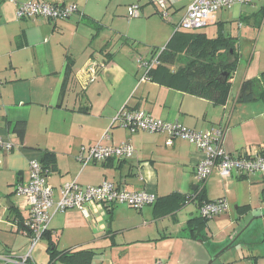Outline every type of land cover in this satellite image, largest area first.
Here are the masks:
<instances>
[{
  "label": "crops",
  "instance_id": "obj_1",
  "mask_svg": "<svg viewBox=\"0 0 264 264\" xmlns=\"http://www.w3.org/2000/svg\"><path fill=\"white\" fill-rule=\"evenodd\" d=\"M26 1L17 0L15 5L0 0V136L15 145L11 152H0V212L7 204L8 220L16 225L19 215L23 222L28 218L26 201L15 191L29 182L30 163H42L46 152L54 154L56 170L46 175V182L56 192L75 181L83 187L112 182L158 199L172 194L194 198L179 211L161 216L157 215L155 204L139 211L127 205H92L89 218L78 210L55 215L48 229L57 249L92 251L90 264H207L227 244L235 229L236 219L228 213L232 206H236L239 217L259 212L257 217L264 220V174L233 172L224 178L215 170L202 185L195 170L204 154L189 142L176 140L168 146L165 134L131 133L112 126V120L122 110L144 111L154 119L195 131L223 127V147L234 155L263 148L264 13L254 56L244 68L239 61L230 81L229 97L224 105H218L177 87L162 73L155 80L141 75L138 58L149 60L158 47L165 48L174 34L171 29L161 30L160 36L155 34V42L144 41L141 33L131 28L125 32L113 30L103 19L108 14L104 0H40L51 5L75 4L81 14L65 21L19 20L18 5ZM194 1L173 0L170 16L174 19L182 10V20ZM256 2L264 6V0H254L248 6ZM91 3L102 7L100 10L105 8L104 17ZM138 3L141 13L134 19L141 23L161 13L154 0ZM151 3L154 8L149 7ZM128 4L124 17L134 20L128 18V7L133 3ZM169 21L176 26L175 20ZM247 21H252L251 17ZM94 23L101 28L96 30ZM214 25L224 31L222 22L216 20ZM251 79L261 82L257 93L262 96L251 103H239L242 84ZM18 123H25L23 139L15 133ZM106 134L108 138H104ZM98 143L113 147L131 144L135 151L126 159L84 166L79 160L81 148ZM200 194L208 201L225 199L228 204V211L209 219L204 231L205 239H216L214 251L209 250L205 240H192L187 232L188 222L200 217ZM191 206L194 209L188 210ZM245 207L249 208L247 213L239 210ZM19 224L12 231L18 236L11 247L5 246L3 253L23 256L28 252L30 240ZM213 229L218 232L211 237L206 232ZM43 240L46 245L37 251L35 248L38 254L33 258L34 264L50 262L48 241ZM63 240L65 247L60 249ZM257 242L251 248L256 252L250 255V249L245 252L240 248V257L227 264H264V255L257 254L264 248V238ZM43 255L44 259L38 261L37 257Z\"/></svg>",
  "mask_w": 264,
  "mask_h": 264
},
{
  "label": "built area",
  "instance_id": "obj_2",
  "mask_svg": "<svg viewBox=\"0 0 264 264\" xmlns=\"http://www.w3.org/2000/svg\"><path fill=\"white\" fill-rule=\"evenodd\" d=\"M17 5V0H7ZM101 1V0H97ZM254 0H195L187 9L176 30L185 32H198L215 22V14L221 10L231 9L235 5H249ZM173 0H159L157 2L161 14L165 19L170 17L169 7ZM78 11V6L51 5L40 0H28L17 8V18L45 20H68ZM141 13L139 4L128 7V18H138ZM163 51V50H162ZM158 53L154 58L139 59L138 65L146 74L159 66ZM1 114V108H0ZM117 125L131 133L148 132L152 134H165L168 137L167 145L172 146L176 140H185L201 150L203 160L197 165L195 177L204 185L215 170L227 178L233 172L244 175L256 173L264 174V147L253 152H243L237 155L228 153L223 147L225 128L215 127L207 131H195L182 124L169 123L154 119L144 111H120L112 120V126ZM108 138V134L104 136ZM15 148L12 142L0 136V152H11ZM131 144L121 146H105L98 143L89 148H82L79 160L84 166L93 162H106L118 158L126 159L134 154ZM46 171L42 163H30V180L25 185H19L15 194L26 201L28 218L21 225L22 232L30 240L28 252L23 256L12 253L0 254V264H34L33 251L38 243L43 240L44 233L48 230L52 218L69 210H78L86 217H90L89 208L92 205L112 206L127 205L135 210H142L145 206L154 205L158 198L144 191L131 192L112 182H104L99 186L83 187L76 181L61 186L56 192L46 182ZM57 195L59 197L57 198ZM228 211L225 199L209 201L199 207L200 216L211 219ZM18 225V222L16 223ZM157 264H163L158 261Z\"/></svg>",
  "mask_w": 264,
  "mask_h": 264
},
{
  "label": "trees",
  "instance_id": "obj_3",
  "mask_svg": "<svg viewBox=\"0 0 264 264\" xmlns=\"http://www.w3.org/2000/svg\"><path fill=\"white\" fill-rule=\"evenodd\" d=\"M77 13L81 14L79 7ZM263 13L264 6L257 15H263ZM93 25L96 30L101 28L95 23ZM234 40L235 38L232 36H225L222 29L218 31L217 36L214 38L201 31L185 32L175 30L166 47L157 50L154 55L155 57L160 53L159 66L149 74H146V76L150 80H155L158 74L162 73L164 78H167L168 81L188 93L209 100L214 104L224 105L230 94V81L239 65V57L237 56ZM172 67L175 70H172ZM222 72L229 74L224 85L217 81ZM260 86L261 82L257 79L245 81L240 89L238 102L251 103L260 98L262 95L257 93ZM15 133L23 139L25 123H18L15 127ZM53 162L54 154L46 152L42 160V166L47 174L56 170ZM193 200V196L188 197L181 194H172L158 199L155 203L157 215L175 213ZM198 200L199 207L203 203L209 202L205 199L204 194H200ZM239 210L247 213L249 208L245 207ZM19 218L18 222L22 225L23 221L20 215ZM208 221L209 219L200 216L188 222L187 232L192 240L201 239L204 242V231ZM43 239L48 241L49 264H54L56 261L67 264H90L94 258V252L92 251H59L49 229L44 233Z\"/></svg>",
  "mask_w": 264,
  "mask_h": 264
},
{
  "label": "rangeland",
  "instance_id": "obj_4",
  "mask_svg": "<svg viewBox=\"0 0 264 264\" xmlns=\"http://www.w3.org/2000/svg\"><path fill=\"white\" fill-rule=\"evenodd\" d=\"M138 1H143V0H104L103 5L107 7V12H108L107 16H105L106 18H103L105 19L104 20L105 23L110 26L112 25V29L116 31L125 32L126 30H128V28H131L132 30L137 31L136 33L138 34L141 33L144 41L155 42L156 40L155 34L158 35V33H160L161 30L165 31V29L166 30L171 29L172 33L175 32L177 28L176 26H178L181 22V15L183 12L182 10L181 12L180 11L178 12L179 15L174 19L172 15L168 19H165L161 13L156 14L150 21H146L143 23L139 22L138 19L128 20L127 18H125L124 11L129 5L128 3L139 4L141 6V4L138 3ZM154 1L158 2L159 0H154ZM91 4H92L91 6H93V9L95 10H100L102 8V7H97L96 3H91ZM262 6H263L262 2H256L255 4L250 5V6L235 5L231 9L219 11L215 14V18L217 22H222L225 26L223 33L225 35H229L235 38L234 41L236 44V48L239 50V51L238 50L236 51L237 56L239 57V61L243 68L244 66H247L249 62H251L254 56V52H255L254 47L256 44V40L258 39V29L263 21L262 20L263 16L261 14L255 16L254 13H257ZM149 7L154 8V4L151 3ZM104 10L105 8L99 11V15H102V17H104V14H102ZM249 17H251L253 22L247 21V18ZM170 19L175 20L176 26L170 23L169 21ZM247 27H249V29ZM218 31H219L218 25H214V24H211L207 28L201 30V32L206 33L211 38L216 37L218 34ZM158 36H160V34ZM260 44H262V42ZM143 48H148V47L143 46ZM158 49L161 50L163 49V47L160 46L158 47ZM138 59H141V58H138ZM140 71H141L140 72L141 75L145 74L144 69ZM235 208L236 206H232L228 212L229 215L230 214L233 215V218L236 219L235 227H234L235 229L231 233V237L234 235L237 236L238 232L242 228H246L251 223V221H253V223L250 224L248 229L240 236L238 240L239 244L236 245L234 248L223 252L214 261L213 264H227L229 263V261H232L233 258L237 259L238 257H240L239 255H241V250H246L245 252H247V250L250 249L248 254L250 255L253 254V252H256V251L251 250V248L257 246L256 243H259L257 241L264 238V220L263 219L259 220L256 218L257 216H259L258 215L259 212L258 213L249 212L248 214L244 215V217H239L236 214ZM192 209H194V207L191 206L188 210H192ZM0 220H1L0 221V254H4V253H9V252L3 253V251L5 250V246L11 247L13 239H15L16 236H18V234L12 232V231L15 232V229L17 228L16 225L12 223L11 220L7 219V204H4L3 210L2 212H0ZM217 232L218 231L213 229L211 233L209 231H207L206 233H208L211 237H213L212 235H215ZM66 236L68 237V235ZM64 240H66V238ZM64 240L61 243L59 241L60 249H63V247H65ZM215 242H216V239H212V238H209L208 240L205 239V243H207V245L210 246L209 247L210 251H214L215 248H213V245ZM230 242H231V239L227 242L226 245L220 248V250H218V252H216L212 256V258L217 256L224 248H226L230 244ZM248 243H251L252 246L247 247L246 244ZM42 245H46L44 240H41L38 243L36 247V251L42 248L41 247ZM240 248L242 249L240 250ZM259 250L260 251H258L257 254L259 256L264 255L263 254L264 248L263 249L260 248ZM36 251L35 249L33 251L34 259H36V255L38 254V252L36 253ZM42 259H44V255L43 257L41 256L40 258L39 256L37 257L38 261H41ZM210 261H208V263Z\"/></svg>",
  "mask_w": 264,
  "mask_h": 264
},
{
  "label": "water",
  "instance_id": "obj_5",
  "mask_svg": "<svg viewBox=\"0 0 264 264\" xmlns=\"http://www.w3.org/2000/svg\"><path fill=\"white\" fill-rule=\"evenodd\" d=\"M228 76H229V74L227 73V72H222L220 75H219V77L217 78V81L220 83V84H225L226 82H227V79H228ZM257 219H259V218H261V217H256ZM253 223V221H251V223L250 224H252ZM250 224L246 227V228H242L239 232H238V235L237 236H232L230 239H231V242H230V244L226 247V248H224L217 256H215L214 258H212L211 257V261L208 263V264H213L214 263V261L223 253V252H225V251H227V250H229V249H232V248H234L236 245H238L239 244V242H238V240H239V238H240V236L248 229V227L250 226ZM229 239V240H230ZM246 246L247 247H249V246H252L250 243H248V244H246Z\"/></svg>",
  "mask_w": 264,
  "mask_h": 264
}]
</instances>
